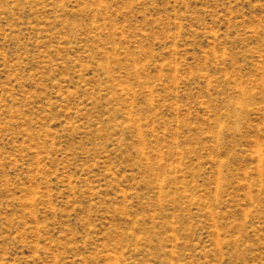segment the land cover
<instances>
[{"label":"rangeland","instance_id":"374dc122","mask_svg":"<svg viewBox=\"0 0 264 264\" xmlns=\"http://www.w3.org/2000/svg\"><path fill=\"white\" fill-rule=\"evenodd\" d=\"M0 264H264V0H0Z\"/></svg>","mask_w":264,"mask_h":264}]
</instances>
